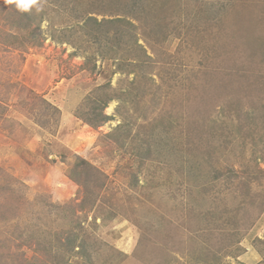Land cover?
<instances>
[{
    "label": "rangeland",
    "instance_id": "rangeland-1",
    "mask_svg": "<svg viewBox=\"0 0 264 264\" xmlns=\"http://www.w3.org/2000/svg\"><path fill=\"white\" fill-rule=\"evenodd\" d=\"M0 264H264V0H0Z\"/></svg>",
    "mask_w": 264,
    "mask_h": 264
},
{
    "label": "trees",
    "instance_id": "trees-1",
    "mask_svg": "<svg viewBox=\"0 0 264 264\" xmlns=\"http://www.w3.org/2000/svg\"><path fill=\"white\" fill-rule=\"evenodd\" d=\"M111 100V97H109ZM103 99H101L100 104L101 106L93 108L92 112L94 114V118L92 120H90L87 124H89L92 127H98V124H103L108 117L106 115H104V107L105 105L108 103V101H104ZM103 111V113H102ZM82 164L89 166L91 169H93L92 165H90L88 162H86V160H82ZM79 167V165L76 166V168Z\"/></svg>",
    "mask_w": 264,
    "mask_h": 264
},
{
    "label": "clouds",
    "instance_id": "clouds-1",
    "mask_svg": "<svg viewBox=\"0 0 264 264\" xmlns=\"http://www.w3.org/2000/svg\"><path fill=\"white\" fill-rule=\"evenodd\" d=\"M9 2L16 3L17 7L21 11L27 12L32 5H34L35 0H9Z\"/></svg>",
    "mask_w": 264,
    "mask_h": 264
}]
</instances>
